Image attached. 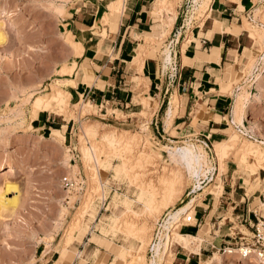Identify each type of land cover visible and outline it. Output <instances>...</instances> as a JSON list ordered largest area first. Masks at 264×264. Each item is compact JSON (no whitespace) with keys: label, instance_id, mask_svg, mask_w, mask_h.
<instances>
[{"label":"rangeland","instance_id":"374dc122","mask_svg":"<svg viewBox=\"0 0 264 264\" xmlns=\"http://www.w3.org/2000/svg\"><path fill=\"white\" fill-rule=\"evenodd\" d=\"M79 1L0 0V24L4 23L7 35L6 41L0 44V264H43L47 251L62 247V242L66 248L76 240L90 220L87 212L93 204L100 209L90 226L100 234L102 222L110 214L105 207L109 202L110 206L113 205L111 198L116 192L120 198L124 195L129 197L131 204L129 213L120 204L109 229L111 235L106 236L114 246L110 252V264H130L139 257L149 261L152 256L149 244L154 239V232L158 231V223L165 219L170 209L183 208L193 198L197 200V205L207 194L217 202L219 197L225 196V192L232 191L237 195L247 192V197L251 196L250 203L255 198L250 210H257V215L264 219V170L258 168L257 173L253 174L251 169L254 164L248 162L247 166L252 168L246 167L247 163L241 157L250 147L264 148V1L249 0L254 22H249L245 17L243 22L259 50L250 52L242 69L235 70L228 91L233 96L234 106L239 96L248 95L242 98L244 102L248 98L250 104L244 121L245 128L238 130L230 126L217 142L196 136L175 140L178 142L162 141L152 134L147 112L137 116L143 118L144 123L120 125L118 122L125 120L120 113L115 119L110 117L111 111L104 116V111L100 113L97 107H91L90 102L75 96L73 79L78 81L80 56H75V47L66 42L67 33L72 32L65 19L68 10ZM96 1H102V11L105 12L115 0ZM126 1L123 0V9ZM206 2L209 3H206L208 9L212 0ZM60 6H64L63 13L58 11ZM164 8L176 10L181 15L179 20L191 19L189 26L192 22L201 24L203 18L208 17V12L194 7V0H166L159 5L163 24L171 12L166 13ZM186 21L184 24L189 27ZM171 30L168 34L161 33L155 38L145 39L137 52L139 55L132 61L138 73H142L146 59L156 58L163 69L168 67L165 65V55L171 51L166 39ZM69 67L74 70L67 75L64 71ZM259 75L261 82L254 85L252 81ZM143 82L144 79H141L138 84ZM60 94L64 99L59 97ZM61 99L65 101L63 105ZM39 100H45L42 110L36 107ZM136 100L145 107L149 104L144 94L137 95ZM41 112H46L52 129L60 130L65 125L62 133L38 129V123L33 121ZM170 130L171 127L167 132ZM107 133H113L116 140L117 136H125L118 139L124 141L118 145H125L117 147V144L106 142L104 136L109 137ZM126 135L131 139L132 143L130 139L126 140L130 146L125 142ZM185 141L202 146L211 167L216 168L214 175H209L210 179L206 177L200 181L201 188L196 191L195 183L188 179L185 170L170 163L166 150H163V147L183 146ZM151 148L162 158L152 154ZM71 150L82 156L83 169L78 167L87 177V190L83 195L71 197V203L77 202L74 208L69 209L63 204L66 195L61 189L60 178L69 171H77L76 166L69 162L73 155ZM9 167L14 169V175L1 176ZM127 169H130L132 178H129ZM116 171L121 174L117 181L112 178ZM102 198L105 201L101 203ZM135 199L138 201L132 202ZM224 209L218 222L215 219L212 222L207 220L206 225L200 228L203 231L198 233L204 242L196 254L199 258L193 264H252L249 263L251 259L239 260L236 256L217 251L220 237L229 240L236 229L248 234L244 227L237 226L232 208L225 204ZM195 217L198 218V215ZM99 220L101 222L97 228L95 223ZM177 225L176 230L184 233L187 225L182 222ZM129 226L132 227L131 231L143 228L145 232H129ZM220 226L221 231L217 232ZM142 235L148 239L144 240ZM213 237L218 238L215 240ZM210 245L215 248L211 249ZM176 251L179 252L178 258L187 257L173 243L163 264H180L179 259L173 262Z\"/></svg>","mask_w":264,"mask_h":264},{"label":"crops","instance_id":"0c3cea01","mask_svg":"<svg viewBox=\"0 0 264 264\" xmlns=\"http://www.w3.org/2000/svg\"><path fill=\"white\" fill-rule=\"evenodd\" d=\"M162 1L127 0L125 9L112 14L107 25L97 29L99 32H96L98 20L108 10L102 11V1L80 0L73 4L65 21L84 48L78 61V81L73 79L76 84L74 94L90 102L91 107H97L100 113L104 111V116L111 111L110 117L115 119L120 113L125 119L118 122L120 125L144 123V119L137 116L147 112L152 134L162 141L178 142L175 140L196 136L217 142L230 126L237 128L232 117L234 99L228 92L235 70L242 69L250 52L259 50L243 22L244 17L248 20L246 16L251 12L250 1L212 0L208 17L203 18L201 24L192 22L189 27L184 24L185 18L179 20L181 15L178 13L166 39L172 55L171 64L163 69L156 58L146 59L140 74L133 68L132 61L139 55L137 52L146 38H155L163 33L165 27L159 16ZM141 79L144 82L138 84ZM174 93L179 96V106L174 117L168 118L167 110ZM140 94L148 98L147 107L136 100ZM45 113H39L33 121L38 123V129L62 133L65 125L60 130L52 129ZM170 127V132H167ZM120 177L118 171L112 176L115 181ZM247 196V192L237 195L230 191L215 202L213 196L207 194L195 206L194 215H198V218L195 217L196 224L186 226L184 234L196 235L203 231L200 228L206 225L207 220L218 222L225 212V204L232 208L237 226L248 229L249 224L255 222L254 213L257 210H250L255 198L250 203L251 196ZM123 198L117 192L112 196L113 205L110 206L109 202L105 207L110 214L102 222L100 234L90 226L100 209L93 204L87 212L90 220L76 240L66 248L62 242V247L47 251L43 264H110V252L114 246L106 236L111 235L109 229ZM99 222L95 223L97 228ZM213 238L216 240L218 237ZM219 241V246L233 242L231 238L226 240L221 237ZM179 249L187 257L178 258L179 252L176 251L173 262L176 259L181 261L180 264L197 262L198 255L192 256L196 254L185 248Z\"/></svg>","mask_w":264,"mask_h":264},{"label":"bare ground","instance_id":"6f19581e","mask_svg":"<svg viewBox=\"0 0 264 264\" xmlns=\"http://www.w3.org/2000/svg\"><path fill=\"white\" fill-rule=\"evenodd\" d=\"M164 1H166V0H163V2ZM259 1L260 2H263L264 0H259ZM206 3H207L206 0H194V7L195 8L202 9V10L208 12V14H209V11H210V8H211V4H210L209 8L207 9L206 6H208L207 4H209L210 2L207 3V4ZM122 9H123V0H115V1L111 2L109 4V6H108V10L99 18L98 23H97L96 32H99L97 29H99L101 26L102 27H105L107 25V23L109 21V18L111 17L112 14L116 13V11H121ZM173 10H169L168 8L167 9L166 8L163 9V11H165L166 13H168L169 11H171L170 13L167 14L168 16H167V18H166V20L164 22L165 23L164 24L165 29H164V32L163 33H165V34H168L169 33V31L173 27V25H174V23H175V21H176V19L178 17L177 11L176 10L173 11ZM58 11L60 13H63L64 6L58 7ZM195 11H196V9H195ZM189 18H192V17L190 16ZM190 20H188V19H187V21L185 20L186 21V24L188 26L191 23ZM102 32H104V31H102ZM67 35H68V37L66 38V42L68 44H70V46L75 47V49H76L75 52H77V54H75V56H78L79 55L81 57L82 56V53H83V50H84L83 46L81 45V43H79L76 40V38H75V36H74L73 33H67ZM6 36L7 35H5V32H4V23L2 22L0 24V44H3L6 41ZM263 41H264V36H263ZM167 51H168V49H167ZM171 61H172V55H171V52H168L165 55V65L171 64ZM75 63L76 62H74V64ZM72 67H73V65H72ZM72 67L71 68L69 67L67 70H65L64 71L65 74L71 73L74 70L73 68L75 66L73 68ZM252 67H253V65H252ZM251 75H250V77H251ZM69 76H71V75H69ZM259 77H260V75L257 78H255L256 79L255 81L254 80L253 81L251 80L252 82L255 83L254 85H256L257 83H259V81H260V78ZM71 83H72V81H71ZM73 85L76 87V85H75L74 82H73ZM244 95L248 96L247 94H244ZM243 96H239V98H237L236 103H235V106H234V109H233V116H232L233 117V123L235 125H237V129L238 130L241 129L240 127H244L245 128L244 121H245L246 114L248 112L249 105H250L248 98H247V101L246 102H244L245 99H244V101H242ZM59 97L61 98L62 95L60 94ZM63 99L60 100L61 103H62V105L65 103V101ZM178 103H179V96H178L177 93H174L172 95L171 99H170V103H169L170 105H169V108L167 110V116H168V118H173L174 117V115L176 113V109H177V104ZM44 104H45V100H39V102H37V104H36V107L38 109L42 110ZM110 135L108 134L109 137H107V135H106V136H104L106 138H104V137H102V138H104L106 142H111L112 145H113V143L114 144H117V147L119 145H121L120 147H122V145H125V143L118 145V143H122V141L124 139L123 137H125V136H123V135H121V137H118L117 136L118 139L119 138H123L122 141H121V140H118V139L116 140V137H115V135H113V133H112L111 136ZM126 137H127V139H125V142L126 143H129V146H130L131 145L130 144L131 139L127 135H126ZM129 139H130V142H128ZM126 140H128V141H126ZM129 146H128L127 149H129ZM113 147H111V148H113ZM120 147H119V149H120ZM153 148H151V150H150V151H152V154L154 153V155L158 156L159 158H162L158 152L154 151ZM163 148H164L163 150H166V153L168 154L167 159H169L170 163H172L173 165L182 167V169H184L185 172L187 173L188 179L189 180H192L195 183L194 184L196 186L195 191H196L197 188H201V182L200 181L203 178H206L207 177L208 179H210L209 175H212L213 174V171H216V168L211 167V164H210V161L208 159V156H207L206 151L203 149L202 146H200L198 144L189 143V142H186L185 141V144L183 146H178V147H163ZM125 149H126V146H125ZM116 150H113V151H116ZM155 150H156V148H155ZM157 150H159V149H157ZM116 156H118V155H116ZM120 156H121V154H120ZM241 157H243L242 158L243 162L247 163V164H245L246 167H249V166H247L248 165V162L249 163L251 162V163L254 164V166H252L253 169H251L252 167H249L252 170L253 174H256L257 173V170H259L258 168H261V169L264 170V148L263 147H260V148L250 147V148L247 149L246 154L244 156L242 155ZM249 165H252V164H249ZM8 169L9 170H7V172H4L1 176H11V175H14V169L12 167H9ZM221 170H223V167H222ZM127 171H128L127 173H128L129 178H132V174H131L130 169H127ZM94 176H95V173H94ZM214 180L215 179L213 178L212 181L214 182ZM133 182H135V179L133 180ZM257 182H258V180H257ZM100 200H101V203L103 201H105V199H103V198L100 199ZM134 201H138V200L137 199L132 200V202H134ZM139 202L141 203L142 201L139 199ZM196 202H197V200L195 198H193L183 208H180V209H174V208L173 209H170L168 211V214L166 215L165 219H163V221L161 223L160 222L158 223V226L159 227L157 229L158 231L156 233L155 240L153 239L151 241V243L149 244V248H150V251L152 253V256L150 257L149 261L146 262L143 257H139V258H135V260H133L130 264H163L164 261L167 259L166 257H168L169 254H170V252H171V247H172L173 243H175L178 246V248H185V249H188L189 251H191L193 254H198L200 252V250H201V245H202V242H203L202 237H201V234H198L197 236H195V235L180 233L179 231L176 230V228L178 227L177 224L179 222H183V218H185V216H186L187 213H189V214L194 213V207L196 205ZM130 204H131L130 198L127 197V196H125L122 199L121 206L123 205V206H125L127 208V209H125V212H127V213H129V209L128 208H129ZM143 204H146V203L144 202ZM81 220H82V218H81ZM80 222H78V223H80ZM116 224H117V222H116ZM79 226H80V224H79ZM114 227L118 228L116 225ZM128 228H130V231L129 232H133V230H135V229H133L131 231L132 227H130V226ZM144 230L145 229L142 228V229H139L137 231H139L140 233H142V232H145ZM201 232L202 231H200V233ZM138 236H141V234L138 235ZM138 236H137V238H139ZM143 237L144 236L142 235L141 238H143ZM146 239H148V238H146ZM146 239H144V240H146ZM141 241H142V239H141ZM250 259H249L250 261L247 259L249 261V263H252V264H262L260 261L254 259V258H250ZM247 260H245V261H247Z\"/></svg>","mask_w":264,"mask_h":264},{"label":"built area","instance_id":"2783aa9c","mask_svg":"<svg viewBox=\"0 0 264 264\" xmlns=\"http://www.w3.org/2000/svg\"><path fill=\"white\" fill-rule=\"evenodd\" d=\"M178 9H181L178 8ZM248 20L250 22H254L251 17V12L247 15ZM87 145L89 142L86 140ZM90 153V147H88ZM72 151V150H71ZM72 158L69 160L70 164L76 166L77 171H69L65 175L60 178V186L61 189L65 192V198L63 200V204L67 208H74L77 200L71 203V197H78L80 195L85 194L87 190V177L85 176L83 170H79L78 166H81L83 169L82 156L77 151H72ZM195 209V207H194ZM255 222L253 224H249L248 234L243 232L242 230L236 229L234 232V236L231 237L232 243H225L222 246H219L217 249L218 252H222V254L236 256L239 260H247L250 258H254L264 264V219L260 216L257 217L256 213H254ZM197 220L193 214L187 213L185 218H183V224L187 226L192 225V222ZM156 233L154 232V240L156 237ZM211 249H214V245H210ZM151 252V251H150Z\"/></svg>","mask_w":264,"mask_h":264},{"label":"trees","instance_id":"16d2710c","mask_svg":"<svg viewBox=\"0 0 264 264\" xmlns=\"http://www.w3.org/2000/svg\"><path fill=\"white\" fill-rule=\"evenodd\" d=\"M192 256H197V255H192Z\"/></svg>","mask_w":264,"mask_h":264}]
</instances>
